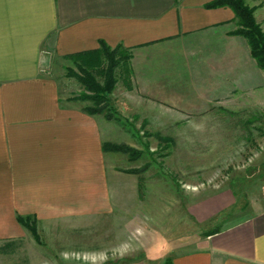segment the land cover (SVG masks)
<instances>
[{
    "label": "crops",
    "instance_id": "1",
    "mask_svg": "<svg viewBox=\"0 0 264 264\" xmlns=\"http://www.w3.org/2000/svg\"><path fill=\"white\" fill-rule=\"evenodd\" d=\"M210 1L0 0V242L27 236L17 217L35 219L39 234H74L138 198L124 154L101 148L125 129L66 91L72 55L99 41L130 51L132 90L117 84L116 111L142 98L154 112L264 104V72L234 34L233 10ZM243 1L264 32V0ZM167 253L170 264H264V209ZM157 254L104 264H164Z\"/></svg>",
    "mask_w": 264,
    "mask_h": 264
},
{
    "label": "rangeland",
    "instance_id": "2",
    "mask_svg": "<svg viewBox=\"0 0 264 264\" xmlns=\"http://www.w3.org/2000/svg\"><path fill=\"white\" fill-rule=\"evenodd\" d=\"M66 68L75 66L64 68L66 91L89 94ZM116 79L104 113L125 129L114 144L138 153L130 159L117 152L125 156L123 172L138 176L137 200L74 234H39L35 224V235L27 229L25 238L0 242V264H104L150 251L166 263L172 247L264 209V104L237 100L202 112L157 105L154 112L142 98L146 105L116 111L109 101L121 95L117 84L132 90L131 75L118 70ZM126 96L131 102V93Z\"/></svg>",
    "mask_w": 264,
    "mask_h": 264
},
{
    "label": "trees",
    "instance_id": "3",
    "mask_svg": "<svg viewBox=\"0 0 264 264\" xmlns=\"http://www.w3.org/2000/svg\"><path fill=\"white\" fill-rule=\"evenodd\" d=\"M205 8L229 7L233 10L237 19L238 28L234 31L235 35L243 37L249 47L250 55L255 60L259 69L264 72V32L253 16L254 9L244 3L243 0H212L204 5ZM99 50L95 52H86L72 55L75 70L66 68V76L76 79L83 85L85 91L74 99L89 100L93 106L84 108L88 114L104 113L107 104V96L114 88L116 83V72L121 71L123 76L131 75L128 62L131 58L130 51L122 48L120 45L110 47L103 41H99ZM102 59V60H100ZM97 78L102 79L99 83ZM105 117L110 119L111 114L105 113ZM104 152H122L127 153L131 158L137 157L138 153L126 145H117L110 142L102 143ZM131 172V171H130ZM18 223L29 229L35 235V219L27 217H17ZM164 264H170L167 261Z\"/></svg>",
    "mask_w": 264,
    "mask_h": 264
}]
</instances>
